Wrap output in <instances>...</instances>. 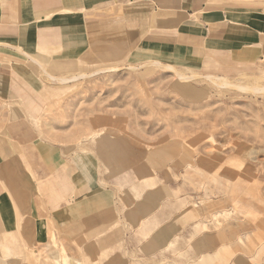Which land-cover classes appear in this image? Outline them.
Segmentation results:
<instances>
[{
	"label": "rangeland",
	"instance_id": "1",
	"mask_svg": "<svg viewBox=\"0 0 264 264\" xmlns=\"http://www.w3.org/2000/svg\"><path fill=\"white\" fill-rule=\"evenodd\" d=\"M121 8L0 0V264H264L261 49L89 36Z\"/></svg>",
	"mask_w": 264,
	"mask_h": 264
},
{
	"label": "crops",
	"instance_id": "2",
	"mask_svg": "<svg viewBox=\"0 0 264 264\" xmlns=\"http://www.w3.org/2000/svg\"><path fill=\"white\" fill-rule=\"evenodd\" d=\"M106 2L123 5L119 11L121 17L116 15L105 19L95 16L87 29L90 33L92 31L89 36L126 37L127 25L131 22L135 24L136 34L144 37L142 43L163 53L165 49L175 54L190 52L206 45L208 48L220 47L233 51L253 46L261 49L264 55V0H81L86 7ZM124 11L126 18L122 16ZM149 14L154 15L152 21ZM37 22L30 19L20 23L16 34L3 33L9 30L1 31L0 40L16 41L21 49L34 46L41 35ZM70 35L73 36L70 44L85 41L77 33ZM104 42L124 48L128 40ZM5 49L18 52L17 44H10ZM1 54L4 59L9 55L6 52ZM71 208L69 206L68 210Z\"/></svg>",
	"mask_w": 264,
	"mask_h": 264
},
{
	"label": "bare ground",
	"instance_id": "3",
	"mask_svg": "<svg viewBox=\"0 0 264 264\" xmlns=\"http://www.w3.org/2000/svg\"><path fill=\"white\" fill-rule=\"evenodd\" d=\"M67 79V78H64V80Z\"/></svg>",
	"mask_w": 264,
	"mask_h": 264
}]
</instances>
